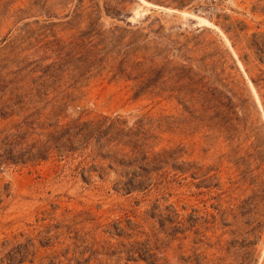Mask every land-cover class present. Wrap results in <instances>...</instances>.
<instances>
[{"label": "rangeland", "instance_id": "374dc122", "mask_svg": "<svg viewBox=\"0 0 264 264\" xmlns=\"http://www.w3.org/2000/svg\"><path fill=\"white\" fill-rule=\"evenodd\" d=\"M262 40L264 0H0V264H264Z\"/></svg>", "mask_w": 264, "mask_h": 264}, {"label": "trees", "instance_id": "16d2710c", "mask_svg": "<svg viewBox=\"0 0 264 264\" xmlns=\"http://www.w3.org/2000/svg\"><path fill=\"white\" fill-rule=\"evenodd\" d=\"M253 45H254V47L258 50V52L261 53L262 56L264 57V41L262 40V41L259 42V43L254 42ZM260 61H262V60H260ZM261 63H263V61H262ZM252 82H253L254 84H256V82H255L254 80H252ZM133 253H137V252H133Z\"/></svg>", "mask_w": 264, "mask_h": 264}, {"label": "bare ground", "instance_id": "6f19581e", "mask_svg": "<svg viewBox=\"0 0 264 264\" xmlns=\"http://www.w3.org/2000/svg\"><path fill=\"white\" fill-rule=\"evenodd\" d=\"M144 2V1H143Z\"/></svg>", "mask_w": 264, "mask_h": 264}]
</instances>
